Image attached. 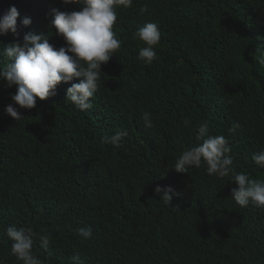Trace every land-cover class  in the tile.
Segmentation results:
<instances>
[{
	"label": "trees",
	"instance_id": "1",
	"mask_svg": "<svg viewBox=\"0 0 264 264\" xmlns=\"http://www.w3.org/2000/svg\"><path fill=\"white\" fill-rule=\"evenodd\" d=\"M12 5L19 35L0 36L4 45L34 32L49 34L57 48L65 42L49 28V10L81 8L0 0V17ZM147 22L161 32L151 65L138 59L144 44L135 37ZM114 31L121 48L102 65L87 111L65 101L74 79L33 109L16 105L24 117L16 121L5 107L17 86L0 82V264H21L10 255L11 224L49 234L47 249L33 245L44 264H73L77 252L83 264H264V209L239 206L232 199L238 185L209 175L204 164L173 169L207 122L211 135L229 140L235 170L264 179L252 160L264 149V66L255 58L264 47V0H133L117 9ZM116 129L128 133L119 149L102 142ZM156 186L180 195L167 206ZM83 227H91V239L78 235Z\"/></svg>",
	"mask_w": 264,
	"mask_h": 264
},
{
	"label": "clouds",
	"instance_id": "2",
	"mask_svg": "<svg viewBox=\"0 0 264 264\" xmlns=\"http://www.w3.org/2000/svg\"><path fill=\"white\" fill-rule=\"evenodd\" d=\"M65 5L77 4L79 11H61L53 7L48 15L52 17L49 28L55 29V35L64 39V46L57 48L50 43L49 34L27 32L23 43L13 41L0 50V58L6 62L0 66V82L6 88L17 86L15 94H10L13 104L5 107V113L16 121L24 118L16 105L23 109L36 107L37 98L46 100L57 94L59 84L79 79L67 88L66 100L71 101L81 111L93 107L91 98L99 91L102 65L107 64L113 55L121 48V42L114 31L117 21V9L132 7L133 0H61ZM146 11V9H143ZM20 13L15 5L0 17V36L11 32L19 35L18 18ZM22 25L32 24L30 17H24ZM135 37L143 42L138 59L146 65H151L157 59L155 46L161 41L159 26L147 22L135 32ZM256 59L264 66V47L255 50ZM142 120L147 129H151L153 121L149 112L142 113ZM184 125H190L189 118L183 119ZM235 127L228 129L229 134L235 133ZM128 135L123 129H116L112 135H106L102 142L119 149ZM195 139L199 143L185 148L176 159L173 169L177 173H188L192 167L200 168L206 165V172L217 178L230 177L238 185L232 190V199L241 207L264 209V179H252L243 172H237L231 152L229 140L223 135H211L207 122L199 124ZM253 162L264 168V149L252 155ZM155 193L161 197L165 205H170L173 196L180 195L171 186H156ZM84 239H91V227L77 230ZM11 241L10 255L21 264H44V261L33 251L35 240L47 249L50 244L49 234L37 233L31 227L9 225L5 230ZM73 264H83L81 254L77 252L71 257Z\"/></svg>",
	"mask_w": 264,
	"mask_h": 264
}]
</instances>
